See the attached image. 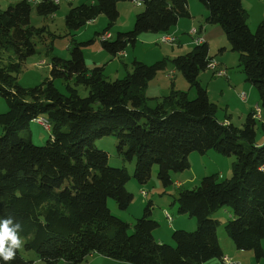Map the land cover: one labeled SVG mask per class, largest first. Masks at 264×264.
Instances as JSON below:
<instances>
[{
	"label": "trees",
	"instance_id": "obj_1",
	"mask_svg": "<svg viewBox=\"0 0 264 264\" xmlns=\"http://www.w3.org/2000/svg\"><path fill=\"white\" fill-rule=\"evenodd\" d=\"M121 1H140L142 9L133 29L118 32L114 40H101L103 49L113 56L136 45L144 32L167 33L181 18L192 17L188 0H96L72 6L66 27L76 31L104 14L108 23L97 36L110 32L120 17ZM199 1L208 10L205 22L225 31L246 79L259 91L260 108L264 107V18L254 32L243 0ZM34 2L44 17L60 7L55 0H20L0 9V97L8 105L0 113L4 130L0 219L11 216L20 222L25 249L36 251L46 264L60 260L83 264L92 253L131 264H204L224 258L217 231L221 222L214 214L230 207L233 215L225 224L227 233L237 249L253 250L260 262L264 258V143H257L255 110L246 115L242 126L218 119L217 105L199 80L213 60L208 43L172 58L196 90L195 98L174 86L163 96L146 95L149 82L167 68L165 57L152 64L135 59L132 71L114 80L104 76V66L88 68L83 47L95 39L73 43L68 59L53 56L51 78L25 88L15 75L37 52L34 37L46 32L45 27L31 24ZM57 78L66 81L67 93L56 87ZM81 84L88 89L85 97L76 88ZM39 116L51 126L43 145L33 142L31 131L22 133ZM110 135L118 138V155L136 161L133 174L125 165L112 167L109 153L95 146L97 139ZM211 150L235 158L232 175L222 180L218 174L205 175L195 188L180 189L175 199L178 212L197 219L194 231L174 230L173 244L156 240L153 232L160 223L152 218L151 201L132 232L129 222L112 214L109 199L121 210L130 206L134 194L126 184L132 177L146 184L158 164L159 179L172 183V172L190 167L192 152ZM0 264L6 262L0 259ZM9 264L33 261L18 249Z\"/></svg>",
	"mask_w": 264,
	"mask_h": 264
},
{
	"label": "rangeland",
	"instance_id": "obj_2",
	"mask_svg": "<svg viewBox=\"0 0 264 264\" xmlns=\"http://www.w3.org/2000/svg\"><path fill=\"white\" fill-rule=\"evenodd\" d=\"M20 0H0V9H6L9 5H13ZM261 0H245V9L248 12V24L252 31H256L258 21V14L261 11L262 5L259 2ZM264 2V0H262ZM124 3H130V1H123ZM199 6L205 8L204 4L201 1ZM82 3H91V0H60V7L58 11L52 16H41L38 14L35 2L32 4V11L30 14L31 24L37 28H46V32L43 35L34 37L36 43L37 52L29 56L26 61L22 64L21 70L15 75L17 83L25 88L34 87L40 85L47 78H51V58L54 56H59L64 59L71 57L70 47L75 42H85L91 39H95L89 45L83 47V52L85 55V62L88 68H93L95 66H104V76L110 80L117 78H123L126 76L127 72L132 71V61L134 55H137L140 59H143L145 63L152 64L157 60L165 57L168 58V66L165 70L160 71L154 79L149 82V85L146 88V95L149 97L163 96L170 93L171 85L175 83V88L183 91L192 90L189 93L190 98L196 97V90L191 89L183 73L178 70L172 62V58L176 57L179 54H184L189 52L187 48L184 50H179L178 46L154 41L151 42V38L154 36V32H144L140 34L136 45H129L126 48L128 56H113L109 52L105 51L101 44L100 36H97L98 31H102L108 23L107 17L104 14L99 15L96 19L89 21L83 27L76 31H70L66 27L65 17L68 11L72 6H76ZM135 10L141 11V7L137 6V3H131ZM137 8V9H136ZM200 8V7H199ZM199 8L197 11L199 12ZM207 10V9H206ZM120 11V10H119ZM197 12V13H198ZM129 13V12H128ZM208 13V12H207ZM137 15V14H136ZM207 15V14H206ZM136 19V17H135ZM135 19L132 22L120 18L118 22L109 30L112 34L110 40H114L117 37L118 32L129 31L134 28ZM206 16L200 14L197 17L196 25L204 24L208 26H217V31H214V35H217V40H212L209 44V53L215 59H222L230 68L231 74L240 75L243 72V67L240 65L239 54L236 51H233L229 47L228 37L220 25L217 24H206L204 23ZM124 22V23H122ZM123 26L117 28L118 26ZM190 31V30H189ZM148 34V35H147ZM158 34V33H157ZM152 36V37H151ZM188 36L191 39V36L188 33ZM160 39V38H159ZM193 44V42H192ZM195 44H193L194 46ZM228 47L227 50L220 52V48ZM102 50V52H100ZM174 50V51H173ZM162 53L163 56H162ZM139 55V56H138ZM127 66L129 67L127 69ZM206 73L211 77L213 76V70L207 69L202 71L200 79H203V74ZM241 74V76H242ZM245 75V74H244ZM243 75V76H244ZM220 77V76H218ZM173 81H175L173 83ZM203 83H207L208 80L203 79ZM56 87L63 93H67L66 81L61 78L54 80ZM74 85L73 81H70ZM232 86L234 88L230 89L229 85L227 88L230 90H225L224 93H221L219 86H213L211 90L210 97L214 103H216L218 111L217 117L219 119L227 118L225 113L230 115L233 113L232 121L236 126H242L245 120V116L240 117L241 111H239L243 102L240 100L239 94L241 96L247 94L251 87L248 83H245L244 79L233 80ZM79 94L82 97L88 95V89L84 85H77ZM256 88V87H255ZM257 90V91H256ZM258 99L260 94L258 89ZM247 98H250V95L247 94ZM150 104H154V100H150ZM228 104H230V110H227ZM261 107V105H260ZM8 105L4 98L0 97V113L7 111ZM264 111V107H262ZM227 111V112H226ZM224 121V120H221ZM262 120L258 119L257 123V137L256 139L260 140L261 137H264V131L262 129ZM27 131H31L33 142L37 145H43L50 138V130L46 129L43 125L38 123L36 120L32 121L29 127V130L22 131L25 134ZM4 133L2 126H0V136ZM117 143L118 138L114 135L105 136L99 138L95 141V146L99 149L107 151L109 153V164L112 167H122L126 166L131 174H133L135 169L136 161H125L117 153ZM264 141L262 142V144ZM261 145V144H260ZM190 167L184 171L172 172L173 182L169 184H164L158 177L159 165L156 164L153 167L152 177L146 184H140L132 177L126 184L127 189L134 194V198L130 206L121 210L117 206L116 202L113 199H109V207L113 215L121 218L122 220L129 222L131 224L130 232L133 231V224L135 223L138 217H141L144 213L146 205L151 201L153 203L152 207V218L159 221L160 225L154 230V236L156 240H163L164 243L173 244L172 233L177 229H185L187 231H194V229L182 228L184 226H174L173 221L169 222L166 218V212H170L173 215L174 219H182L183 216H188L180 214L178 212V204L175 202V199L182 188H195L201 182V179L205 175L218 174L220 180L231 177L232 175V162L235 159L233 156H226L217 151L211 150L209 153L201 154L197 151L190 154ZM183 182V186L177 184V182ZM146 191V194L143 191ZM231 208L223 207L219 209L215 214L219 215L220 224L218 226V236L222 239V242L228 241L233 248L236 246L233 243L232 238L227 233L225 224L231 220L230 215ZM214 214V215H215ZM189 217V216H188ZM193 220L197 219L191 217ZM176 223H179L176 222ZM180 227V228H178ZM23 240V246L19 249L21 255L27 259L33 261V264H46L34 250L25 249V239ZM264 248V240L262 242ZM236 252H241L240 257L242 258L245 264H256V258L253 250H244L237 249ZM94 254V255H93ZM88 256V259L84 263L89 264H121V261L106 257L99 253H93ZM93 255V256H92ZM233 255V254H232ZM234 256V255H233ZM253 256V257H252ZM253 258V261H252ZM213 260L220 261L219 258H213ZM262 263L264 258H262ZM57 264H65L64 260H60ZM130 264V263H123Z\"/></svg>",
	"mask_w": 264,
	"mask_h": 264
},
{
	"label": "crops",
	"instance_id": "obj_3",
	"mask_svg": "<svg viewBox=\"0 0 264 264\" xmlns=\"http://www.w3.org/2000/svg\"><path fill=\"white\" fill-rule=\"evenodd\" d=\"M95 1L96 0H91V3L95 2ZM197 1H199V0H188V2H189V8H190V12H191L192 17H190V18H181L178 21V23L175 26H173L168 31V33L170 32V33H173L174 35L177 36L178 41H177V44L176 45H179L178 46L179 50H184V48H187V50H190L191 51L193 49V47L195 46V45L193 46L194 43L192 44V42H193L192 38L190 39V37L188 36L189 30L192 27L200 28L201 34L205 38V41L208 43V45L211 44L212 40H217L218 39L217 38V35L216 36L214 35V31H217V28H216L217 26H211L210 25V26L206 27L204 24H201V23L199 24V26L196 25L197 17L200 14H202L204 16H207L208 15V13H207L208 10H206L205 8H201V6H199V4H198L199 2H197ZM259 2L262 5L261 11H259V14H258L259 15L258 16V21L260 22L264 18V2L262 0L259 1ZM131 3L132 2H130V3H124L123 1H121V2L118 3V8L120 10V17H119V19L120 18L121 19L124 18V20H127L128 21V24H129V22H132V24H133V21H134V19L136 17V14L138 13V10H135V8L133 7V5ZM133 3H137L138 4L137 1H135ZM244 3H245V0H243V4ZM137 6H139V7L142 8L141 3L138 4ZM195 8H199V12ZM122 23H124V22H122ZM204 23H206V22H204ZM122 26H123V24L121 26H118L117 28L119 29ZM212 30H214V31H212ZM109 34H110V37L109 38H111L112 37L111 32H109ZM162 34L163 33L150 34V35L154 36V38H151L152 39L151 42L159 41V38H160V36ZM176 45L174 44L172 47H174ZM229 47H231L230 46V43H229ZM223 48H224L223 51H225V50L228 49V47H226V46L223 47ZM100 52H102V50H100ZM220 52H222V51L220 50ZM163 54L164 53H162V56H163ZM117 56H122V57L128 56L129 57V55L126 52V50L123 51L122 53H119ZM139 57H137V55H134V59L133 60L138 59V60L144 61L143 59H140ZM213 60H215L216 62H218L219 65H220V67L226 69V71H227L226 74L227 75L222 76V77H218V76H215L214 74L212 76V74H211V77L209 79V76L206 73H204L203 74V79L208 80L206 84L203 83V81H202L203 79L202 78L200 79V76H199V80H200L201 84L203 86H205L206 89H207V91H208L210 100L213 102V100L210 97L211 90H212V87L213 86H219L220 87V90H221V93L223 94L225 90H227V91L230 92V90L227 88V85H229L230 89L234 88L232 86V81L233 80L244 79L245 83H248L249 85H251L250 89L248 90L249 92L247 93V94L250 95V98H247V94H245V98H243L241 96V94H239L240 100L243 102V106L239 110V111H241L240 117H243V116L247 115L248 113H250L251 111L256 110L257 107L260 108V98L258 99V92H256L257 91L256 88L246 79V76L244 75L245 73L244 74L241 73L242 76H241V74L238 75V76H236V74H231V72L229 70L230 67L224 61H222V59H215L213 57ZM128 68L129 67L127 66V69ZM208 69H210V68H208ZM174 82L175 81H173V83ZM173 86L175 87V83L171 85V89H172ZM191 91L192 90H189V93ZM227 106H228L227 110H230V108H231L230 107V104H228ZM260 110H261L260 111V114H257V117L256 118H258V119L261 118L263 120L264 119V111L262 110V108H260ZM225 115H226L227 118H225V119H219L218 118V119L219 120H224L226 122H232L233 123V121H232L233 113H230V115H228L227 113H225ZM263 141H264V137H261L260 140L257 139V143H259V144H262ZM177 184H179L180 186H183L184 183L180 181V182H177ZM229 212H230V215L227 216V218L228 217H232V215H233L231 211H229ZM219 216H220V214L219 215H216L215 214L214 217L219 220ZM181 218L182 219H179V220L173 218L174 226H177V225L180 226V227L181 226H184L182 228H186V229H189V228L190 229H194V228L197 227V221L196 220H193V218L188 217V216H183ZM220 218H221V216H220ZM178 221H179V223H176ZM180 227H178V228H180ZM217 231H219V230H217ZM218 237H219V241H220V244H221L222 249H223V252H224V257L225 258L229 257L230 258V261L232 263H235V264H245L243 261H241L242 258L240 257V255H244V254H241V252H238L237 253L236 252L237 251L236 248H233V246H231V244H229L228 241H226V242L223 241L222 242V239L220 238V236H218ZM160 241H163V240H160ZM252 261H253V258H252ZM223 262H226L227 263V260H224V258H223V260H220L219 262H217V260H213V258H212V259L208 260L207 262H205L204 264H223ZM123 263H127V262H122L121 261V264H123ZM65 264H67V263L65 262ZM87 264H89V263H87ZM250 264H253V263H250ZM256 264H264V262L262 263V261H260V262L257 261Z\"/></svg>",
	"mask_w": 264,
	"mask_h": 264
},
{
	"label": "clouds",
	"instance_id": "obj_4",
	"mask_svg": "<svg viewBox=\"0 0 264 264\" xmlns=\"http://www.w3.org/2000/svg\"><path fill=\"white\" fill-rule=\"evenodd\" d=\"M22 231L20 222L13 217L0 219V259L9 264L16 258V251L23 246L19 233Z\"/></svg>",
	"mask_w": 264,
	"mask_h": 264
},
{
	"label": "built area",
	"instance_id": "obj_5",
	"mask_svg": "<svg viewBox=\"0 0 264 264\" xmlns=\"http://www.w3.org/2000/svg\"><path fill=\"white\" fill-rule=\"evenodd\" d=\"M55 2H58L60 3V0H55ZM138 4H140V1H137ZM189 35L191 36L192 40H193V43L196 45V44H200V43H203L205 42V38L203 37L202 34H195V27H192L189 31ZM170 38H172L174 40V42H177L178 41V38L176 35H171ZM110 38H106V40H108ZM159 41L161 42V39H159ZM213 73L215 76H225L227 75V71L225 68H222L220 67L219 63L216 62V66L215 68H213ZM243 98H245V95L242 96ZM260 108L257 107L256 110H255V116H257V114H260ZM38 123H40L41 125H43L46 129L50 130L51 129V126H50V123H49V120L44 117V116H39L35 119ZM144 194H146V191L144 190L143 191ZM166 217H168V221L169 222H172L173 221V215L170 213V212H166ZM227 263H231L233 264L231 261H230V258L227 257ZM83 264H86V263H83Z\"/></svg>",
	"mask_w": 264,
	"mask_h": 264
},
{
	"label": "bare ground",
	"instance_id": "obj_6",
	"mask_svg": "<svg viewBox=\"0 0 264 264\" xmlns=\"http://www.w3.org/2000/svg\"><path fill=\"white\" fill-rule=\"evenodd\" d=\"M195 34H201V31H200V28H197L195 27ZM173 35V33H163L161 36H160V39H161V42H165V43H168V44H171V45H174L176 44L177 42H174V40L172 38H170V36ZM110 37V34L109 32H106V33H103L100 35V38L101 40H106V38H109ZM216 66V61L215 60H211L209 63H208V68L212 69L215 68ZM257 117V116H255ZM166 215V214H165ZM168 219V217H166ZM224 260H227V258L224 257Z\"/></svg>",
	"mask_w": 264,
	"mask_h": 264
}]
</instances>
